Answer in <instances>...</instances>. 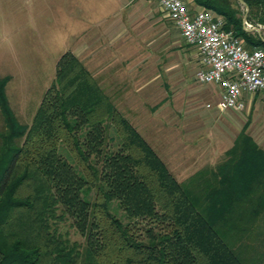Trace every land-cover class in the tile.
Here are the masks:
<instances>
[{
	"label": "trees",
	"instance_id": "trees-1",
	"mask_svg": "<svg viewBox=\"0 0 264 264\" xmlns=\"http://www.w3.org/2000/svg\"><path fill=\"white\" fill-rule=\"evenodd\" d=\"M242 1L191 3L264 50L243 24L245 12L264 24V0ZM8 80L0 76V264H264V151L246 127L222 162L179 181L72 52L29 124L9 105Z\"/></svg>",
	"mask_w": 264,
	"mask_h": 264
},
{
	"label": "rangeland",
	"instance_id": "rangeland-1",
	"mask_svg": "<svg viewBox=\"0 0 264 264\" xmlns=\"http://www.w3.org/2000/svg\"><path fill=\"white\" fill-rule=\"evenodd\" d=\"M87 3L88 0H0V76L9 78L5 91L18 120L31 122L54 78L56 59L67 43L64 37L74 29H84L85 33L90 30L89 35L84 34L83 39L78 35L69 44L88 45L83 65L173 176L185 181L216 166L218 162L212 166L215 153L224 149L218 147L219 140H225L228 133L226 122L219 123L226 113L215 109V89L195 79L199 67L196 50L183 42L156 2L136 5L142 17L133 26L125 23L131 20L126 16L135 3L129 4L123 15V33L113 40L112 32L102 38L105 27H112L113 17L89 24L99 18L79 16ZM92 4L106 2L96 0ZM97 10L101 12L98 6ZM108 10L113 8L104 7L103 11ZM248 23L256 27L252 31L264 41V24ZM260 98L264 105V96ZM249 110L244 109L237 118L249 120ZM231 119L235 121L234 116ZM242 122L234 123L231 131L237 132ZM3 128L0 116V132ZM222 157L225 159L224 154ZM204 162L207 164L200 166ZM117 214L122 215L120 211ZM61 228L68 230L70 239L79 238L68 225Z\"/></svg>",
	"mask_w": 264,
	"mask_h": 264
},
{
	"label": "built area",
	"instance_id": "built-area-1",
	"mask_svg": "<svg viewBox=\"0 0 264 264\" xmlns=\"http://www.w3.org/2000/svg\"><path fill=\"white\" fill-rule=\"evenodd\" d=\"M150 1L156 2L175 25L183 42L196 50L199 67L195 79L201 84L214 83L219 87L217 109L243 111L244 95L264 93V50H248L243 40L224 28L221 15L195 7L191 0ZM244 26L248 27L245 29L254 27L250 23Z\"/></svg>",
	"mask_w": 264,
	"mask_h": 264
},
{
	"label": "crops",
	"instance_id": "crops-1",
	"mask_svg": "<svg viewBox=\"0 0 264 264\" xmlns=\"http://www.w3.org/2000/svg\"><path fill=\"white\" fill-rule=\"evenodd\" d=\"M88 1H89V3L85 4L82 7V11L83 12L79 16L84 17V18H91V17L99 18L97 20H93L92 19L90 22H88L89 24L92 23V22L97 23V24L98 23H102L104 18H107V17L112 18L113 17V19H112L113 20L112 27H110L109 29H107V26L105 27V29H104L105 32L103 31L104 34L102 35V38H106L110 34V32L113 33V37H111V40L118 38L117 37L118 34H120V33L122 34L123 33V31L121 32V28H123L122 25L124 23L123 15H124V13L126 11H128V9H127L128 5L131 4L132 2L135 3V1H130V0H105L106 4H101V5L92 4V1H96V0H88ZM149 1L150 0H140V1L137 2V0H136L137 3L132 5L134 8L131 9L129 11V15L126 16V17H132V18H131V20H127L126 19L125 23H127V24L129 23L130 26L136 25L140 21L139 18L142 17V16H140V11L138 9H135L136 5L140 4V3L145 4V2H149ZM97 6L100 7V10H101L100 13L97 12L98 11L97 10ZM108 6L112 7L113 10H111V11L108 10L107 12H104L103 11L104 7H108ZM144 13H148V11L147 12L145 11ZM119 26H120V30L118 31V27ZM90 33H91L90 30L87 31V33H85L84 29H82L79 32H77L75 29L72 30L70 33H68L64 37V41L67 42L64 45L65 46L64 49H63V50H65L64 52H66V51L72 52L84 64L85 63L84 59L87 58L86 52L88 50V45L83 43V44H80V45L72 46V45L69 44L70 43L69 40L75 39L78 35H79V37H81L84 34L85 35H89ZM97 39L98 40L101 39V35ZM61 52L59 53L60 54L59 57L64 53V52H62V53ZM59 57L56 59L55 65H56ZM54 71H55V69H54ZM203 85L213 87V89H215V93H216L215 94V98H217V100H218L219 95H220L219 87L216 84H214V83H208V84H203ZM262 96H264V93L262 94ZM262 96H260V92H256L254 94H249V95L248 94L244 95V100H245V104H246L245 109L248 108V110H249V105L251 103H253L252 104L253 105L252 110H249L250 112L249 111L246 112V115L250 114L249 117H251V118H249V120H247V121L244 120L242 122L239 118H237V116L240 115L242 112L241 111H235V110H232V109L225 110L226 114L223 117V119L219 118L220 119L219 123H222L223 125H225V122H226V124H227L226 125L227 126L226 129H228V133H227V135H225V137L227 136V138L225 139L227 142H225V140H219L218 147L220 145L221 148L223 149V147H224V149L223 150L220 149V150H218V152L215 153V156L213 158V160L215 162H213L212 166L217 164V162L220 163V162H222L224 160L223 157H222L223 154L225 153V151H227L233 145L238 133L242 129H244L245 127H246V132L253 138V140L259 146V148L264 151V105L262 104V100L260 98ZM214 106H215V104H214ZM215 109H216V107H215ZM216 111H218V110L216 109ZM232 116L235 117V121L234 122L233 121L232 122L229 121V120H232L231 119ZM236 122H238V123L242 122V124H241L242 126L240 128H237L238 129L237 132H232L231 130L233 129V127H231V126L234 123H236ZM205 164H207V163L204 162L200 166H203Z\"/></svg>",
	"mask_w": 264,
	"mask_h": 264
},
{
	"label": "water",
	"instance_id": "water-1",
	"mask_svg": "<svg viewBox=\"0 0 264 264\" xmlns=\"http://www.w3.org/2000/svg\"><path fill=\"white\" fill-rule=\"evenodd\" d=\"M240 4H242L244 6V3L242 0H238ZM247 11V8H246ZM246 16H247V12H245L244 16H243V24L246 25L248 22L246 20ZM248 31H252V30H257L255 27H252L251 29H246Z\"/></svg>",
	"mask_w": 264,
	"mask_h": 264
}]
</instances>
